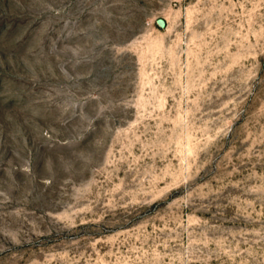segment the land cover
<instances>
[{
    "label": "rangeland",
    "instance_id": "rangeland-1",
    "mask_svg": "<svg viewBox=\"0 0 264 264\" xmlns=\"http://www.w3.org/2000/svg\"><path fill=\"white\" fill-rule=\"evenodd\" d=\"M0 264H264V0H0Z\"/></svg>",
    "mask_w": 264,
    "mask_h": 264
},
{
    "label": "water",
    "instance_id": "water-1",
    "mask_svg": "<svg viewBox=\"0 0 264 264\" xmlns=\"http://www.w3.org/2000/svg\"><path fill=\"white\" fill-rule=\"evenodd\" d=\"M161 22V21H160Z\"/></svg>",
    "mask_w": 264,
    "mask_h": 264
}]
</instances>
